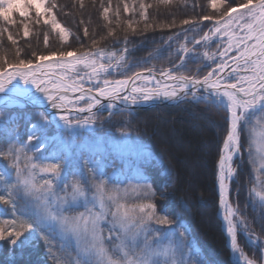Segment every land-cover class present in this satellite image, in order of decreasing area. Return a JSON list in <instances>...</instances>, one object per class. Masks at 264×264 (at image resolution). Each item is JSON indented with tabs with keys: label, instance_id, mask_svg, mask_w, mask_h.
<instances>
[{
	"label": "snow or ice",
	"instance_id": "1",
	"mask_svg": "<svg viewBox=\"0 0 264 264\" xmlns=\"http://www.w3.org/2000/svg\"><path fill=\"white\" fill-rule=\"evenodd\" d=\"M170 2L161 0L165 4ZM46 3L47 0H0V20L14 24L11 14L16 12L26 17L27 8H35L40 17L52 10L45 7ZM209 6L215 15H205L200 20L213 21L212 27L199 39L180 44L177 49L180 63L172 69L160 70L163 83L155 79L152 69H146L147 75L135 72L114 82L101 79L102 73L129 67L127 48L121 53L100 47L82 52L33 53L34 60L20 58L17 49V59L11 63L6 55L0 56V124L3 125L0 159L9 162L0 171L3 185L0 204L10 205L13 216L3 221L8 227H0V241L7 239L13 248L23 249L39 238L53 264H207L201 250L192 243L189 230L166 211H158L154 202L156 192L146 174L138 169L132 178L136 183L120 187L122 181L113 183L116 170L108 174L102 156L97 159L98 154L91 146L85 148L75 143L85 128L95 125L93 110L104 109L111 117L117 107L114 101L136 105L190 100L226 113V130L216 162L219 209L236 264H255L238 239L244 235L248 244L261 248L264 245L253 238L239 208L229 202V193L236 175L233 164L241 155L244 132H247L246 151L256 173L255 182L264 186L261 180L264 175V0H210ZM140 7L146 9L150 5ZM124 10L128 11L127 5ZM108 12L104 8L105 20L109 19ZM141 16L146 18L144 11ZM43 22L51 24L53 30L59 29L61 40L68 39L67 30L54 15ZM181 23L190 26L185 29L187 32L194 30L197 22L185 19ZM7 32V27L0 29V33ZM112 34L110 30L108 35ZM28 35L25 26L24 36ZM216 37L226 38L223 50L218 45L215 52L195 51L197 46L207 48ZM7 38L13 45L17 44L10 33ZM44 41L47 45V34ZM92 43L96 45L97 41ZM233 50L235 55L231 59L235 67L230 73L234 80L229 82L221 74L229 68L224 57ZM217 57L220 62H216ZM152 58L157 56L149 54V59ZM194 59L212 61L215 68L202 77L198 75L199 69L196 75L182 74L180 70ZM93 81L94 87L85 86ZM137 81H142V85L138 86ZM69 93L78 94L70 97ZM102 100L109 102L105 105ZM81 101L85 106L76 107ZM27 106L40 109L35 119L24 111ZM49 108L56 113L55 117ZM10 109L17 111L9 120H2L3 112ZM72 111L88 115L74 119L70 115ZM21 116L26 125V139L18 134ZM125 137L121 132V139ZM61 181L63 188L58 183ZM250 195L264 208V187L260 191L252 188ZM255 207L252 204L253 211Z\"/></svg>",
	"mask_w": 264,
	"mask_h": 264
},
{
	"label": "trees",
	"instance_id": "2",
	"mask_svg": "<svg viewBox=\"0 0 264 264\" xmlns=\"http://www.w3.org/2000/svg\"><path fill=\"white\" fill-rule=\"evenodd\" d=\"M209 3L210 0H171L167 4L161 0H47L45 7L52 10L48 13L42 10L40 17H37L35 8H27L26 17L16 12L11 14L14 24L0 20V29L8 28L7 33H0V56L6 55L11 63L17 59V49L20 50V58L34 60L33 53L82 52L95 47L121 53L127 48L126 64L129 67H124L121 73L110 74L113 78H127L146 69L160 73L162 68L172 69L180 63L177 55L180 44L199 39L212 27L213 21L200 20L202 16L215 15ZM53 4L56 5L54 8ZM141 4L150 7L141 9ZM104 8L109 9L108 20L103 17ZM142 11L146 18H142ZM53 15L67 30L66 41L61 40L59 29L53 30L51 24H44V19ZM185 19L197 22L194 30L185 32L190 28L181 23ZM25 26L29 32L27 38L24 36ZM110 30L111 36L108 35ZM9 33L17 41L16 45L8 40ZM46 34L47 45L44 41ZM177 34L179 39H176ZM169 37H172L171 41ZM93 40L97 41L96 45H93ZM218 45L223 50L226 38L216 37L210 46H197L195 51L215 52ZM188 47L192 44L188 43ZM149 54L157 58L149 59ZM216 62H219L218 57ZM214 66L212 61L194 59L189 60L180 72L196 75L199 69L198 75L202 77ZM16 111H4L2 120H9ZM24 111L35 119L39 109ZM225 116L223 110L190 100L133 110L118 109L111 117L109 112L97 111L95 125L85 128L75 143L85 148L91 146L92 151L98 154L97 159L102 156L108 165L107 173L113 174V169L116 170L113 183L122 181L120 187L135 184L132 178L138 169L141 170L156 192L154 202L158 211H166L170 218L178 220L189 230L192 243L201 250L207 264H236L231 259L223 228L216 179V162L226 130ZM25 129L21 116L18 134L26 139ZM2 130L3 125L0 124ZM121 132L126 134L123 139ZM241 144V155L234 162L236 175L230 183L229 201L234 208H239L251 234L264 245V208L260 207L254 195H250L252 188L260 191L264 186L255 182L256 173L249 163L247 132L242 133ZM8 164V161L0 159V171ZM261 180H264V175H261ZM58 183L63 188L64 182ZM252 204H256L255 211ZM12 218L11 206L0 204V227H8L3 221ZM238 242L248 257L264 264V248L248 244L244 235ZM0 264H53V261L39 238H34L23 249L13 248L5 239L0 241Z\"/></svg>",
	"mask_w": 264,
	"mask_h": 264
},
{
	"label": "rangeland",
	"instance_id": "3",
	"mask_svg": "<svg viewBox=\"0 0 264 264\" xmlns=\"http://www.w3.org/2000/svg\"><path fill=\"white\" fill-rule=\"evenodd\" d=\"M233 51H235V50H233ZM231 54H233V52L231 51V52H228L227 54H226V56L224 57V59L225 60H227V62H228V65H229V68L228 69H226V72H228V77H227V79L229 80V82H232L233 80H234V77H232L231 76V73H230V69L232 68V67H235V65L233 64V62L232 61H230V60H232L231 59V57L232 56H230ZM220 62V61H219ZM214 68H215V66H214ZM122 71H124V67H121V68H119V69H117V70H113V71H111L110 72V74L111 75H115V74H118V73H121ZM143 71H146V70H143ZM139 72H142V71H139ZM154 72V71H153ZM110 74H101V79H108V80H110V81H116V80H122V79H126V78H113ZM241 74H243V73H241ZM145 75H147V74H145ZM156 79V78H155ZM157 80V79H156ZM162 82V81H161ZM95 81H93L92 82V84H87V82H86V84H85V86H88V87H94L95 86ZM142 81H137V84H138V86L139 85H142ZM163 83V82H162ZM167 83H169V82H167ZM153 85H155V80L153 81ZM141 104H146V103H141ZM82 106H85V104H82V102H80L78 105H76V107H82ZM116 110L117 109H125L124 107H120V105H118L116 108H115ZM99 111H101V109L99 110ZM94 112H97V110L96 111H94ZM106 112H108V111H106ZM52 114H56V113H52ZM70 115H71V117L72 118H74V119H76V118H78V117H80V116H82V115H88V113L86 112V114H85V112L84 113H80V112H75V113H70ZM55 117V116H54ZM58 118V117H57ZM239 156H237L236 158H238ZM233 167H234V164H233ZM62 194V193H61ZM230 202V201H229ZM232 205V204H231ZM79 211H83V209H81V210H79ZM220 215H221V219H222V210H220ZM222 222H223V220H222ZM223 228H224V224H223ZM224 230H225V228H224ZM253 238L254 239H257L255 236H253ZM250 258V257H249ZM251 259V258H250ZM255 264H258L256 261H255Z\"/></svg>",
	"mask_w": 264,
	"mask_h": 264
},
{
	"label": "water",
	"instance_id": "4",
	"mask_svg": "<svg viewBox=\"0 0 264 264\" xmlns=\"http://www.w3.org/2000/svg\"><path fill=\"white\" fill-rule=\"evenodd\" d=\"M142 73H144V74H148L147 73V71H142ZM153 74V76H155L157 79H161L162 77L160 76V74L159 73H155V72H153L152 73ZM78 94V93H77ZM77 94H73V93H69V96L70 97H72V96H74V95H77ZM123 94V93H122ZM102 102L103 103H105V102H109L108 100H102ZM114 102H118V101H114ZM156 102H162V101H155V103ZM120 105V107H126V108H130V109H132V108H138V107H141V106H143V105H128V106H126L125 104H122V103H120L119 104ZM28 109H38L37 107H34V106H27L26 107V109L25 110H28ZM10 110H16V109H10ZM40 110V109H39ZM93 111H96V109H94ZM86 113V112H85ZM230 247V246H229ZM231 259H232V261L234 262V263H236V260H235V258H234V256H232V254H231Z\"/></svg>",
	"mask_w": 264,
	"mask_h": 264
},
{
	"label": "bare ground",
	"instance_id": "5",
	"mask_svg": "<svg viewBox=\"0 0 264 264\" xmlns=\"http://www.w3.org/2000/svg\"><path fill=\"white\" fill-rule=\"evenodd\" d=\"M232 55V54H231ZM230 55V56H231ZM171 83V82H170ZM130 90V89H129ZM181 102V101H180ZM103 103V102H102ZM107 103L108 102H105V103H103V104H105V105H107ZM113 103H116V102H113ZM121 102H117L116 104H117V106L120 104ZM176 103H179V102H147L146 104H144L143 106H141V107H149V106H154V105H157V104H176ZM123 104V103H122ZM140 103H138V104H136V105H139ZM131 104H129V106H130ZM126 106H128V105H126ZM138 108H140V107H138ZM127 109H129V110H133V109H136V108H132V109H130V108H127ZM49 110H51L50 108H49ZM116 109H114L113 111H115ZM101 111H106V110H104V109H101ZM50 113H55V112H53V110H51V111H49ZM75 112H77V111H72L71 113H75ZM53 116H56V114H52ZM217 187H218V183H217ZM218 190H219V188H218ZM235 258V257H234ZM235 260H236V258H235Z\"/></svg>",
	"mask_w": 264,
	"mask_h": 264
}]
</instances>
